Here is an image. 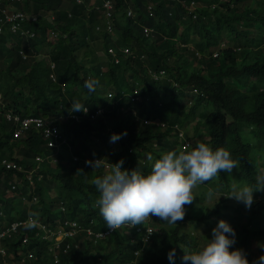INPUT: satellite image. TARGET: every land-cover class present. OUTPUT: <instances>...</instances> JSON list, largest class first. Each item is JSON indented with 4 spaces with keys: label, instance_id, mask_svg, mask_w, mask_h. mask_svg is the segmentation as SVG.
<instances>
[{
    "label": "trees",
    "instance_id": "trees-1",
    "mask_svg": "<svg viewBox=\"0 0 264 264\" xmlns=\"http://www.w3.org/2000/svg\"><path fill=\"white\" fill-rule=\"evenodd\" d=\"M114 1L111 16L115 38L105 30H95L108 17L92 4L88 6L87 0L68 12L62 0H33V8L16 4L30 13L23 28L35 37L25 42L8 33L0 36V202L3 199L4 204L0 205V225L21 222L15 232L0 240V264H130L133 260L136 264H165L166 252L173 247L178 254L173 264H181L183 249L195 251L210 237L202 230L211 226L213 216L228 219L237 231L231 247L244 250L250 243L264 241V195L249 209L230 197H218L220 192L226 195L230 185L253 187V195L264 193L255 188V174L264 168V98L246 87L244 92L233 90V100H223L216 93L228 83H240L249 63L264 66V0ZM191 1L198 8L195 19L185 9ZM213 3L218 7L211 9ZM147 5L152 6L151 16ZM127 8L132 10L130 17L126 16ZM50 16L53 19L49 20ZM143 27L153 29L150 36H145ZM51 32L57 33L53 39L48 36ZM8 39L11 45L4 50ZM222 42L223 48L214 52ZM37 45L45 49L47 57L38 56ZM124 47L130 53H124ZM92 78L98 84L90 93L83 81ZM189 90L196 94L187 101L185 91ZM72 100L90 112L103 110L91 121L79 117L60 122V115L71 110ZM5 111L20 118L39 116L57 121L67 140L49 150L35 132L11 140L14 125L3 117ZM253 121L255 126L243 132ZM176 124L184 126L191 141L183 151L197 141L213 149L223 147L236 160V166L231 172L218 170L216 176L194 186L193 200L184 205L179 223L162 220L167 226L157 227L148 243L143 240L145 229L154 223L144 225L143 221L121 224V230L103 239L94 238V233L107 228L94 205L98 192L92 180L106 168L103 163L91 168L85 161L109 152V165L122 160L121 168H137L147 174L154 160L164 153L161 149L179 151V141L166 139L176 135ZM107 127H113L115 133L126 132L115 141L119 150L110 149L108 136L103 133ZM130 148L137 149V154L131 157ZM49 153L60 164L51 167L45 159ZM37 156L43 159L37 160ZM3 159L16 161L20 169H6L1 164ZM31 168L35 170L29 178ZM12 178L19 183L8 190ZM209 188H219L220 192L209 195L218 205L205 203ZM49 190L54 192L52 197ZM33 198L36 201L32 204ZM59 205L63 211H56ZM188 206L190 211L185 208ZM32 213L50 225L41 228ZM56 218L82 222L80 235L86 237L80 239L77 249L70 237L63 238L57 247L54 233L41 238L47 230L58 228L51 227ZM135 252L139 254L135 256Z\"/></svg>",
    "mask_w": 264,
    "mask_h": 264
},
{
    "label": "clouds",
    "instance_id": "clouds-1",
    "mask_svg": "<svg viewBox=\"0 0 264 264\" xmlns=\"http://www.w3.org/2000/svg\"><path fill=\"white\" fill-rule=\"evenodd\" d=\"M62 1L69 11L72 6L82 5L86 0ZM167 1L175 2L177 0ZM221 1L227 2L229 0ZM87 2L88 6L92 4L93 7L108 17L103 21V26L98 25L95 27V30H105L106 33L112 36L115 28L111 13L114 12L115 1L87 0ZM16 4L31 8L34 7L33 0H0V36L4 33H8L15 38H20L21 41L26 42L29 38L35 37L32 31L23 28V24L28 20L30 13L27 14L25 9L18 8ZM146 7L148 14L151 16L152 6L147 5ZM217 7V3L211 4V9ZM185 9H187L188 15H192V18L194 19L196 18V10L198 9L196 2L191 1L189 6ZM126 16H132V10L130 8H127ZM51 19H53L52 16L49 17V20ZM74 31L76 33L79 32L78 29H75ZM152 31V28L143 27L145 36H150ZM48 36H50V39H53L57 36V33L51 32ZM62 36L65 37V34ZM262 37L264 38V33H262ZM112 38L115 37L112 36ZM4 45L9 48L11 45L10 40L8 39ZM223 46L224 43L222 42L214 52L221 50ZM37 47L40 46H35V50ZM122 51L124 53H130L129 48L127 47H124ZM261 64V62L259 64L249 63L247 73L244 74V72H242L240 83H228L216 90V93L223 100H233L235 97L233 90L238 89L239 91L244 92V87H246L249 92L254 93L258 97L264 98L262 95V93H264V66ZM245 83L246 86H244ZM97 84L98 81L94 78L85 79L83 81L84 88L90 93L94 91ZM185 92L187 93V101L196 94L195 90ZM69 107L71 108L70 111L68 110L66 114L60 115V122L71 118L78 120L79 117H82L84 120L94 119L103 110V108H96L94 112H90L86 106H83L82 103L77 100L70 101ZM7 116H10V119H7ZM13 116H17V114L10 111H5L3 114L5 120L8 122L12 121L14 125L13 130L9 133L11 140L26 138L30 132H35L40 137V140L46 141L48 150L62 145L67 140L59 125L55 124L57 121L53 122L50 119L45 120L40 117L49 125H53L57 128V133L53 137L45 139L41 134V130L33 127L21 129L19 126V123L22 120L35 116H26L23 118L18 117V123L13 120ZM160 125L163 126L164 124L161 123ZM254 126L253 121L247 125V128L249 129L243 128V132L250 131ZM173 128L175 129L176 135H168L166 136V139L167 141H179V151H166V149H161V152L164 153L154 160L151 164L150 171L147 174H143L137 168H121V164L123 163L122 160H117L115 163H110L109 165V163H107V155L110 154L109 152L94 155L93 157L90 156L91 161H85L86 164H91V168H99L101 167V163H103L106 168V172L95 176L92 180V183L98 192V196L94 200V205L98 208L99 214L104 220V226L107 228L104 232L94 233V238L103 239L112 232L121 230V224L137 225L143 221L144 225L154 223L152 226L151 224L148 225L145 229L143 240L145 243H148L150 237L156 232L157 227L167 226L162 223V220L172 224L182 219L185 211L184 205L189 204L193 200L194 195L192 189L194 186L202 184L216 176L218 170L231 172L233 167L236 166V160L233 159L229 151L223 147L213 149L209 144L197 141L190 150L183 151L191 145V141H188L186 138L187 133H185L184 126L176 124ZM200 128L201 130L203 129L202 127ZM16 130H21L18 136H14ZM103 133L108 136L109 147L111 150L118 149V145L115 141L120 139L122 135L126 134L123 130L120 133H115L113 127H107ZM49 142L51 143L49 144ZM132 150H134V152ZM128 152L132 157V155L137 154L138 150L130 148L128 149ZM49 154L50 155H45V159L50 165L55 167L57 164H60L58 159L55 158L52 153ZM36 159L42 160L43 158L37 156ZM133 159L135 158L133 157ZM1 164L6 169H20L18 163L12 159H3ZM33 170L34 169L32 168L29 170V178L33 176ZM255 177L257 178L256 182L258 185L255 188L259 189L258 192L264 191V188L262 190V186H264V168L261 167L255 174ZM15 179L12 178L8 182L10 185L8 190H14L18 185L19 182L17 179L16 182ZM33 185L34 184L31 183L32 188ZM252 191L253 187L248 185H230L227 189V194L225 195L223 192H220L219 188H209L208 193L204 195V200L206 204L213 205L216 203L215 199L209 195L213 194V192H220L218 197L221 195L230 197L241 202L246 209H249L254 202L261 200L264 195V193L253 195ZM53 193L54 192L51 190L49 195L52 197ZM35 201L36 199L33 198L31 203L33 204ZM21 203L28 204L26 200H22ZM187 208L189 210L191 207L188 206ZM58 210L63 211L64 208L59 205L56 211ZM32 214L37 216V225L41 228L50 225L46 222V219L40 217L38 213ZM2 216L3 213L0 212V218H2ZM153 216L158 217L160 220L151 221V217ZM224 219H219L216 216H213L211 226L203 227V233L210 236L207 238L203 246L195 251L182 248L183 252L180 256L181 264H264V241L250 243L244 250L238 247H231L235 243V234L237 235V231H234L231 226L232 224L228 219ZM262 221L264 226V216H262ZM20 224V221H12L8 226L0 225V240L7 237L12 232H15L16 227ZM51 227L58 228L47 230L46 233L41 234V238H47L54 233L56 241L55 247L58 246V243L63 240V238L70 237L75 240L74 249H77L79 247V242H81L80 239L86 237V235H80L84 226L82 225V222L76 218L69 219V221L65 219L63 222L56 218L54 226ZM61 233L62 237L57 241L56 237ZM90 233L91 232L87 230V234ZM76 235L79 237L76 238ZM25 241L26 239H23V243H25ZM0 252L3 253L1 243ZM175 252L176 249L174 247L167 250L165 264H173V261L178 256ZM138 254L139 252H135V256ZM54 261L56 262L57 259L55 258ZM130 264H136V262L133 260Z\"/></svg>",
    "mask_w": 264,
    "mask_h": 264
},
{
    "label": "built area",
    "instance_id": "built-area-1",
    "mask_svg": "<svg viewBox=\"0 0 264 264\" xmlns=\"http://www.w3.org/2000/svg\"><path fill=\"white\" fill-rule=\"evenodd\" d=\"M13 120L18 123V116H13ZM7 119H10V116H7ZM21 129H26L29 127H33L35 129L41 130V134L45 139H49L53 137L57 133V128L53 125H49L40 117H30L28 119H24L19 123ZM21 130H16L14 132V136H18ZM51 142H49L50 144Z\"/></svg>",
    "mask_w": 264,
    "mask_h": 264
},
{
    "label": "rangeland",
    "instance_id": "rangeland-1",
    "mask_svg": "<svg viewBox=\"0 0 264 264\" xmlns=\"http://www.w3.org/2000/svg\"><path fill=\"white\" fill-rule=\"evenodd\" d=\"M66 4H67V3H66ZM64 9H65L66 11H68V8H67L66 6H64ZM3 49L5 50V49H7V47L4 45V46H3ZM36 50L38 51V56H39V55H40V56H44V58L47 57V56H46V53H45V51H44L45 49L42 50L41 47H37ZM38 56H37V58H38ZM39 60H40V58H39ZM148 122H149V121H148ZM117 150H119V149H117ZM132 151L134 152V150H132ZM51 167H54V166L51 165ZM13 179H15V178H13ZM15 181L17 182L16 179H15ZM51 187H53V183L51 184ZM50 191H51V190H49V192H50ZM48 195H49V194H48ZM0 205H1V206L4 205V204H3V199H1ZM61 237H62V233L57 235L56 240L58 241Z\"/></svg>",
    "mask_w": 264,
    "mask_h": 264
},
{
    "label": "bare ground",
    "instance_id": "bare-ground-1",
    "mask_svg": "<svg viewBox=\"0 0 264 264\" xmlns=\"http://www.w3.org/2000/svg\"><path fill=\"white\" fill-rule=\"evenodd\" d=\"M186 109H187V108H186ZM1 119H2V118H1ZM40 155H41V154H40ZM40 155H39V156H40ZM39 162H40V161H39ZM21 163H22V162H21ZM18 164H19V163H18ZM40 164H41V163H40ZM34 170H35V169H34ZM35 172H36V171H35ZM35 172H34V173H35ZM37 176H38V175H37ZM39 179H40V178H39ZM39 179H38V180H39ZM41 179H42V178H41ZM46 193H47V192H46ZM211 195H212V194H211ZM48 196H49V195H48ZM49 197H51V196H49ZM48 199H49V198H48ZM47 202H48V201H47ZM63 202H64V201H63ZM63 202H62V204H63ZM67 202H68V201H67ZM45 203H46V202H45ZM60 204H61V203H60ZM68 204H69V202H68ZM70 204H72V203H70ZM63 205H64V204H63ZM216 205H218V204L216 203ZM57 207H58V206H57ZM57 207H56V208H57ZM68 207H69V206H68ZM66 208H67V207H66ZM185 208H187V207H185ZM69 209H71V208L69 207ZM72 209H73V208H72ZM72 209H71V211H72ZM189 211H190V210H189ZM184 212H185V211H184ZM61 213H62V212H61ZM63 214H64V213H62L61 215H63ZM187 216H188V215H187ZM60 217H61V216H60ZM186 218H187V217H186ZM186 218H185V219H186ZM81 219H82V218H81ZM152 219H153V218H152ZM63 220H65V219H63ZM158 220H159V219H158ZM178 223H179V221H178ZM180 224H181V223H180ZM146 225H147V224H146ZM93 229H94V228H93ZM88 230H89V229H88ZM92 232H93V230H92ZM93 233H94V232H93ZM91 237H93V236H91ZM6 238H7V237H6ZM31 251H32V250H31ZM57 259H58V258H57ZM4 264H5V263H4Z\"/></svg>",
    "mask_w": 264,
    "mask_h": 264
}]
</instances>
